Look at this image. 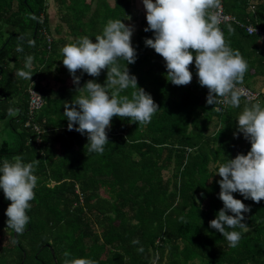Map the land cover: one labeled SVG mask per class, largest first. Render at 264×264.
I'll return each instance as SVG.
<instances>
[{"label": "trees", "instance_id": "obj_1", "mask_svg": "<svg viewBox=\"0 0 264 264\" xmlns=\"http://www.w3.org/2000/svg\"><path fill=\"white\" fill-rule=\"evenodd\" d=\"M222 4L239 23L264 28V5L250 0ZM44 10L45 0H0V120L9 119L17 136L16 142H1L0 166L20 156L33 164L38 178L23 234L7 228L11 202L0 189V264H65L76 258L97 264H264V200L257 204L233 194L251 209L244 213L248 230L235 229L241 232L235 248L209 226L224 206L219 166L251 149L250 143L236 148L238 116L246 103L264 107L261 94L257 101L241 99L239 108L227 105L217 113L215 105L207 104L208 89L199 84L195 62L192 82L176 86L167 79L164 59L138 57L137 46L136 63L128 64V70L160 108L149 124L114 117L104 152L90 153L87 135L69 131L64 116V105L71 104L77 89L53 95L35 87L45 102L34 118L43 131L37 135L24 127L29 81L15 73L24 69L26 57L39 59ZM221 31L247 61L242 84L250 88L264 76L262 37L248 35L233 22ZM18 44L23 51L16 50ZM119 63L126 67V61ZM80 77L81 88L88 80L103 85L107 70L99 77ZM132 91L121 95L131 97Z\"/></svg>", "mask_w": 264, "mask_h": 264}, {"label": "clouds", "instance_id": "obj_2", "mask_svg": "<svg viewBox=\"0 0 264 264\" xmlns=\"http://www.w3.org/2000/svg\"><path fill=\"white\" fill-rule=\"evenodd\" d=\"M143 4L148 24L144 31L154 33V38L145 39V45L166 62L167 79L176 86L189 85L193 80L190 65L195 62L199 84L208 89L207 104L215 105L222 99L223 103L239 108L241 98L248 95L238 87L243 83L248 63L239 50L229 46L219 28L221 0H143ZM133 32V27L121 20H109L102 34L95 37V42L83 36L61 50L63 65L75 85L81 81L78 71L99 77L102 70H107L103 85L88 80L77 89L71 104L64 105L68 130L87 135V152H104L109 143L106 130L111 128L114 117L130 118L139 125H147L160 109L152 96L138 87L137 77L128 70L127 65L136 63L137 59L132 46ZM18 40L23 41V37ZM28 44L35 46L32 40ZM16 50L23 51V48L18 44ZM33 59L32 56L26 57L24 69L15 73L17 78L32 81ZM120 60L127 62L126 67H121ZM129 88L134 89L131 97L121 95ZM237 121L238 132L250 142L251 149L247 155L238 154L219 166L216 175L222 178L218 182L221 189L219 199L224 206L209 222V226L218 231L232 248L241 240V232L235 229L248 230L244 213L251 211L233 194L239 193L245 200L257 204L264 200V107L259 102L246 103ZM37 179L33 164L24 163L20 156L12 161L5 159L0 166V189L11 202L5 213L7 228L17 234H23L30 221L27 210L35 198ZM132 243L139 241L133 240ZM64 255L70 254L65 252ZM65 264H97V261L76 258L66 260Z\"/></svg>", "mask_w": 264, "mask_h": 264}, {"label": "crops", "instance_id": "obj_3", "mask_svg": "<svg viewBox=\"0 0 264 264\" xmlns=\"http://www.w3.org/2000/svg\"><path fill=\"white\" fill-rule=\"evenodd\" d=\"M250 2L255 6L264 5V0H250ZM146 15L143 0H45V10L40 14L41 23L44 25L40 31L43 49L38 56L39 59L32 63L33 77L32 81L28 80L26 89L28 100L30 89L42 97L35 87L51 94L62 91L64 88H81L80 84L73 83L71 74L63 65L64 57L61 50L66 44L83 36L95 42V37L102 34L109 20L119 19L133 27L132 46L135 50L138 46V57H161L154 49L145 45L146 38H154L153 32L144 31L148 27ZM259 50L264 58V46L259 47ZM82 75L87 74L82 71L77 72V76ZM254 82L255 89L251 87L250 89L261 94L264 99V76L255 78ZM39 111L33 114L34 118ZM12 116L14 117L15 113ZM25 125V128H29ZM237 134L236 148L248 146L250 142L244 138L243 133Z\"/></svg>", "mask_w": 264, "mask_h": 264}, {"label": "built area", "instance_id": "obj_4", "mask_svg": "<svg viewBox=\"0 0 264 264\" xmlns=\"http://www.w3.org/2000/svg\"><path fill=\"white\" fill-rule=\"evenodd\" d=\"M251 9H254L253 5H251ZM214 11H217V10H214ZM218 12H219V16L221 17V22L219 24L220 29H221V26L223 24L233 22V23H236L237 25H239L240 27L244 28V31L248 35H258V36L264 37V28L253 26L250 24L239 23L232 15L225 13L224 8H223V4H222V0H221V8L218 10ZM48 42H49V40L47 41V43ZM238 87L243 88L248 94L247 96L242 97L241 99L245 100L246 102H253V101L258 100L259 93H256L255 91L251 90L250 88H247V87L242 86V85H238ZM43 104H44V101H43L42 97L37 92L30 89L29 90L28 108H27L28 120L25 123L26 124L25 126L31 128L37 135L42 134L43 131L33 121V119H34L33 114L35 112L39 111L42 108ZM226 106H227V104L223 103V100L221 99L219 103L215 104V111L217 113H223L225 111ZM36 142L40 143V139L37 138Z\"/></svg>", "mask_w": 264, "mask_h": 264}, {"label": "rangeland", "instance_id": "obj_5", "mask_svg": "<svg viewBox=\"0 0 264 264\" xmlns=\"http://www.w3.org/2000/svg\"><path fill=\"white\" fill-rule=\"evenodd\" d=\"M258 45H259L258 47H263L264 46V39H260ZM240 85L244 86L243 84H240ZM254 85H255V82L253 80L251 82V89H255V88H253ZM256 93H258V92H256ZM3 140H6L7 142H11V143L16 142V140H17V136L11 130V128L9 126V119H7V118L0 120V144ZM51 185H53V184H51Z\"/></svg>", "mask_w": 264, "mask_h": 264}]
</instances>
